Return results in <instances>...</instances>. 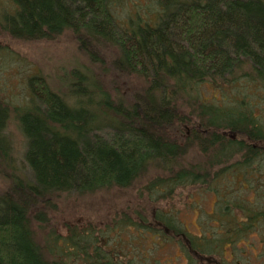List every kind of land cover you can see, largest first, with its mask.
Wrapping results in <instances>:
<instances>
[{"label": "trees", "instance_id": "1", "mask_svg": "<svg viewBox=\"0 0 264 264\" xmlns=\"http://www.w3.org/2000/svg\"><path fill=\"white\" fill-rule=\"evenodd\" d=\"M7 1L0 0V33L37 41L70 32L115 78L103 85L74 68L63 92L34 73L19 106L0 87V175L7 182L0 193V264H159L137 256L140 249L134 258L123 252V239L101 243L100 235L120 227L172 240L185 248L188 264L218 253L219 240L194 235L159 211L115 218L100 232L91 224L69 227L65 237L52 213L62 196L129 187L150 172L148 190L169 197L183 186L210 189L235 169L210 174L209 167L233 156L244 155L232 168L245 175L259 167L264 0H156L155 22L143 23L117 15L121 0ZM192 145L204 164H186Z\"/></svg>", "mask_w": 264, "mask_h": 264}, {"label": "rangeland", "instance_id": "2", "mask_svg": "<svg viewBox=\"0 0 264 264\" xmlns=\"http://www.w3.org/2000/svg\"><path fill=\"white\" fill-rule=\"evenodd\" d=\"M1 1H5L7 6L10 4L7 0ZM157 6L156 0H121L117 4L116 13L121 17H132L135 22L143 23L145 19L155 22ZM0 44L6 47L0 51V87L9 91L13 105L26 104V95L23 91L25 81L27 76L34 73L39 72L54 90L62 89L63 92L74 68L89 70L100 78L103 85H109L115 78L113 71H104L98 64L92 63L70 32L52 39L37 41H22L0 33ZM104 54H109V51ZM240 90L242 91L241 87L235 88L234 92ZM260 111L263 112L264 118V107H261ZM11 130L16 137V129L12 127ZM262 149L264 150V146ZM205 159L195 145L188 148L186 164H204ZM242 159L244 161V155H237L222 165L210 166V174L217 173L222 168L235 169L232 174L222 175L216 181H211L210 189L183 186L184 188L177 189L172 196L165 197L155 190H148L150 186L148 183L155 174L150 172L129 187L99 190L85 196H62L57 202L58 208L52 213V225L65 237L66 231L72 233L71 229L67 230L69 227L84 228L91 224L100 232L106 229V225L111 226L115 218H122L128 214L134 219H139V215L149 217L159 211L160 214L174 217L175 222L181 223L194 235L204 234L210 241L213 238L220 241L217 254L208 259L196 256L198 264H264V214L260 215L257 221H253L256 228L245 234L237 227L239 215L236 214L237 211L232 212L236 209L235 206L227 212L220 201V196L226 199L227 205H245L246 202L250 204L252 201L257 203L254 208L264 209V187L256 185L261 183V179L258 180L256 175L250 179V175H245L238 168H232ZM257 162L264 176V157L258 158ZM242 176L250 180H244ZM246 181L250 182L249 185L251 183L254 185L244 189L242 183L246 184ZM6 187L7 182L0 175V193ZM214 188L217 191L216 195L212 191ZM159 197L164 198L160 200ZM243 217L238 219L242 221ZM222 222L225 228L221 227ZM107 237L114 238L118 244L123 239L122 250L132 258L136 248L137 251L140 249L137 256L143 258L147 254L149 260L152 261L153 258L159 264H188L185 248H180L168 238L159 243L162 239H153L150 233L149 239H145L144 234L139 233L137 229L128 231L122 227L100 235L101 243L105 242Z\"/></svg>", "mask_w": 264, "mask_h": 264}, {"label": "flooded vegetation", "instance_id": "3", "mask_svg": "<svg viewBox=\"0 0 264 264\" xmlns=\"http://www.w3.org/2000/svg\"><path fill=\"white\" fill-rule=\"evenodd\" d=\"M252 171L253 172L247 173V176L250 175V179H253V178H255V175H256V178L258 180L261 179V183L260 184H256V185L260 186V187H262V186L264 187V182H262V180L264 179V176H263V172H260V167H257L256 165H254V170H252ZM232 173L233 172L230 170V171H228L227 174L230 175ZM243 178H244V180H250L249 178H246V177H243ZM249 183L246 181L247 186H246L245 182L242 183L243 188L244 189H246V187L250 188L251 186L254 185L252 183L249 185ZM212 191L216 195V193H217L216 189L214 188ZM263 198H264V196H263ZM223 201H224L223 204L225 206V211L228 212V211L232 210L233 207L235 206L234 208H236V209L232 210V212L234 213V211H237L236 214L239 215L238 218L244 216L242 221H240L237 218V220H238L237 227L239 228V230L242 233H245V234L253 231V229L256 228L253 221L254 220L257 221L259 216L264 214V209H262V208H254L257 205L256 202L250 201V204L246 202L245 205H235V204L227 205L228 202L225 203L226 199H223ZM249 218H250V220H249ZM232 242L230 244H232ZM241 259H243V258L241 257Z\"/></svg>", "mask_w": 264, "mask_h": 264}, {"label": "bare ground", "instance_id": "4", "mask_svg": "<svg viewBox=\"0 0 264 264\" xmlns=\"http://www.w3.org/2000/svg\"><path fill=\"white\" fill-rule=\"evenodd\" d=\"M149 236V235H148ZM152 238H153V236H152ZM149 239V238H148ZM159 242V241H158ZM163 241L161 240L159 243H162ZM177 245V244H176ZM214 254H217V253H214ZM213 254V255H214ZM185 258H186V256H185ZM208 258H210V257H207L206 259H208ZM186 260H187V258H186ZM264 260V259H263ZM188 263V262H187Z\"/></svg>", "mask_w": 264, "mask_h": 264}]
</instances>
